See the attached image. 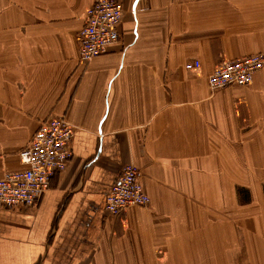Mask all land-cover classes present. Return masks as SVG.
Instances as JSON below:
<instances>
[{"label": "crops", "instance_id": "1", "mask_svg": "<svg viewBox=\"0 0 264 264\" xmlns=\"http://www.w3.org/2000/svg\"><path fill=\"white\" fill-rule=\"evenodd\" d=\"M120 1L118 41L82 64L94 0H0V177L42 121L73 127L39 200L0 209V264H264V67L248 86L207 83L264 54V0ZM126 163L150 203L111 215Z\"/></svg>", "mask_w": 264, "mask_h": 264}, {"label": "built area", "instance_id": "2", "mask_svg": "<svg viewBox=\"0 0 264 264\" xmlns=\"http://www.w3.org/2000/svg\"><path fill=\"white\" fill-rule=\"evenodd\" d=\"M120 0H94L86 9L78 38V61L85 64L105 53L118 41V26L123 15ZM195 59L185 64L188 70L199 68ZM264 67V55L251 53L218 62L208 75L211 91L229 86H248L256 72ZM73 127L64 116L42 121L29 144L19 152L22 169L0 177V209L33 206L46 191L51 178L63 172L72 157L69 142ZM140 169L126 163L105 196L107 213L117 215L130 206H147L149 196L143 191Z\"/></svg>", "mask_w": 264, "mask_h": 264}, {"label": "rangeland", "instance_id": "3", "mask_svg": "<svg viewBox=\"0 0 264 264\" xmlns=\"http://www.w3.org/2000/svg\"><path fill=\"white\" fill-rule=\"evenodd\" d=\"M255 53V52H254ZM264 55V54H263ZM258 184V183H257ZM253 186V185H252Z\"/></svg>", "mask_w": 264, "mask_h": 264}]
</instances>
